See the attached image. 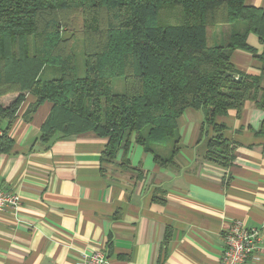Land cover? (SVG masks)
Instances as JSON below:
<instances>
[{
    "label": "trees",
    "instance_id": "16d2710c",
    "mask_svg": "<svg viewBox=\"0 0 264 264\" xmlns=\"http://www.w3.org/2000/svg\"><path fill=\"white\" fill-rule=\"evenodd\" d=\"M222 24L231 26L226 38L216 33ZM249 32L263 43L261 53L247 44ZM235 49L252 52L259 73L237 70ZM116 77L121 92L113 89ZM263 80L264 8L245 0H0V98L16 94L0 101V153L13 145L2 122L15 120L28 93L27 121L51 102L40 141L91 131L107 140L105 160L122 149L127 165L131 142L158 165L173 164L181 146L177 118L200 109L203 157L227 166L233 148L218 117L240 113L247 101L264 109ZM256 133L264 136V117Z\"/></svg>",
    "mask_w": 264,
    "mask_h": 264
},
{
    "label": "crops",
    "instance_id": "0c3cea01",
    "mask_svg": "<svg viewBox=\"0 0 264 264\" xmlns=\"http://www.w3.org/2000/svg\"><path fill=\"white\" fill-rule=\"evenodd\" d=\"M245 5L264 8V0ZM230 31L229 24L216 28L224 38ZM246 42L262 52L255 33ZM230 59L239 71H260L250 51L235 49ZM25 97L15 120L2 122L13 145L0 153V186L17 192L20 205L0 211V264H78L82 253L99 248L110 264H218L224 234L238 219L264 238V136L256 133L264 109L253 102L218 117L233 148L229 165L204 159L203 114L187 108L177 118L181 146L174 163L160 166L134 142L128 165L122 149L105 160L107 140L91 131L40 141L51 102L27 121L23 111L33 97ZM244 264H264V250Z\"/></svg>",
    "mask_w": 264,
    "mask_h": 264
},
{
    "label": "built area",
    "instance_id": "2783aa9c",
    "mask_svg": "<svg viewBox=\"0 0 264 264\" xmlns=\"http://www.w3.org/2000/svg\"><path fill=\"white\" fill-rule=\"evenodd\" d=\"M20 205L17 192L0 186V211H16ZM264 250V238L260 230L254 226H245L241 220H235L224 234V249L218 264H244L248 258H255ZM78 264H110L103 249L82 253Z\"/></svg>",
    "mask_w": 264,
    "mask_h": 264
},
{
    "label": "rangeland",
    "instance_id": "374dc122",
    "mask_svg": "<svg viewBox=\"0 0 264 264\" xmlns=\"http://www.w3.org/2000/svg\"><path fill=\"white\" fill-rule=\"evenodd\" d=\"M77 69L79 73L83 72V57L80 50L77 51ZM113 89L116 92L123 91V79L121 77L113 79Z\"/></svg>",
    "mask_w": 264,
    "mask_h": 264
},
{
    "label": "water",
    "instance_id": "95a60500",
    "mask_svg": "<svg viewBox=\"0 0 264 264\" xmlns=\"http://www.w3.org/2000/svg\"><path fill=\"white\" fill-rule=\"evenodd\" d=\"M233 79H240V76L235 75L234 73L231 74Z\"/></svg>",
    "mask_w": 264,
    "mask_h": 264
}]
</instances>
